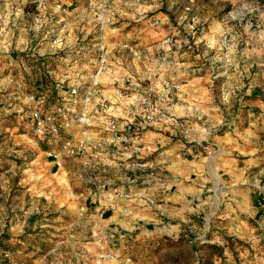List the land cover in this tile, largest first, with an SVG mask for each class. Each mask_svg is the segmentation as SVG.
Here are the masks:
<instances>
[{"label": "rangeland", "instance_id": "374dc122", "mask_svg": "<svg viewBox=\"0 0 264 264\" xmlns=\"http://www.w3.org/2000/svg\"><path fill=\"white\" fill-rule=\"evenodd\" d=\"M30 1L0 0V264H264V218L248 220L237 213V201L229 192L240 174L250 184L264 176V0L50 1L55 10L52 14L72 32L73 43L80 44V56L95 44L107 50L112 72L101 76L102 100L123 98L130 106L138 97L153 98L161 104L174 98L173 105L184 106L180 100L186 88L177 79L161 82L163 103L157 97L161 93L155 92L153 97L158 84L155 69L170 66L173 52L195 57L190 60V130L183 126L176 139L189 143L194 157L227 148L223 155L232 160L226 163L225 193H206L202 200H190V214L182 219L163 213L159 223L146 227L147 232L118 229L90 208L92 205H85L87 190L80 187L73 174L78 165L71 161L85 158L86 153H59L38 142L28 129L25 98L41 89L32 92L21 84L16 95L18 89L12 88V79L1 71L7 69L2 70V65L14 62L15 42L24 30L33 26L30 35H39L28 49L37 43L38 51L46 47L47 41L40 42L45 30L31 20L35 7ZM18 16H29L27 27L19 25ZM169 25L174 33L160 40L156 33ZM149 35L151 40L142 44L140 38ZM167 38L168 45L164 43ZM49 60L55 64V59ZM56 64L60 66V61ZM48 67L47 62L45 72L52 74ZM41 74L36 76L42 80ZM197 75L203 89L197 88L198 81H192ZM133 85L140 89L138 94L129 91L135 90ZM205 98L212 99L222 116L211 117L212 106L199 105L205 104ZM174 119L173 126L182 128L183 124ZM97 136L93 130L89 138L103 139ZM84 138L79 134L72 144L79 145ZM104 153L90 159L96 162ZM64 161L76 169L72 166L70 173L64 171ZM144 165L134 173L141 177L138 191L128 192L132 182L126 183L125 193L131 197L125 200L154 210L159 205L155 194L171 193L168 171L155 168V176L145 178L148 167ZM103 172L100 164L92 163L82 173L87 182L96 185L97 194L108 188L100 180ZM143 188L150 203L139 198ZM257 191L264 196V184L260 183ZM95 197L92 195V204L100 211L114 210Z\"/></svg>", "mask_w": 264, "mask_h": 264}, {"label": "crops", "instance_id": "0c3cea01", "mask_svg": "<svg viewBox=\"0 0 264 264\" xmlns=\"http://www.w3.org/2000/svg\"><path fill=\"white\" fill-rule=\"evenodd\" d=\"M53 10L54 9L52 8V6L49 5L48 12L52 13ZM160 15H163V13H160ZM24 18L23 16H18L16 17V20L19 22L20 26L25 25L27 27L26 21L28 22L30 18L29 16H26L25 19ZM160 18L164 20L163 17ZM166 23V21L162 22V24ZM24 31L25 32H22V34L18 35V40L15 42L16 55L14 56V62H12L13 65H2V70H5L6 68L7 69L4 73L2 71L1 73H7V76L9 77L8 79H12L11 86L13 89H18L16 86L17 82L22 84L23 89H28L34 92L41 89L43 81L36 76V74H38L39 72L36 70L37 65L34 62L35 56L30 53L28 47L31 46L32 43H35L37 40H39V35H30L29 28ZM169 32H172V25H169V28H160L156 35L161 40L163 35H167V33ZM73 39L74 37L72 39H68L67 41H73ZM140 39L142 44H146L151 40V36H142ZM202 40H199V42H201ZM40 45H45V43ZM52 49L54 50L55 48ZM48 51H51V49L50 46L46 44L45 49L38 51V55L42 57H48V55H50ZM169 58V61L171 62L170 66H158V69H155L156 73L158 74V84L156 88H153V97H155V92H159L161 94H157V97L162 100V103L164 102L163 95H165V92L160 85L162 81L177 79L180 82L184 83V85L182 86L186 88V94L185 96L183 94V97L180 100L182 102H185L184 106H180L178 103L173 105V101L175 100L174 98H172L169 102L163 104H161L159 101V104L162 107L168 106L166 107V111L170 112L173 117L176 118V120H179L180 123L183 124L181 125L182 128L173 126V124L171 123L149 129L143 134L144 160L142 163L148 167L146 171L143 170L146 174L143 177L147 178L149 176H155V168H160L162 170L165 169V171H168L166 177L168 178L170 183V195H165V192L163 195H161L160 193L155 194L156 202L159 205L157 208H154V210L158 209L160 210V212L138 207L139 203L134 200L128 201L123 199L122 197L114 196L116 191H125L127 182L123 180V177L127 173H131L130 176H132L131 178L133 179L131 181L132 185L130 184L131 186H127V190H129L128 192H132L134 194L138 191L139 188V185L137 186V181L141 179V177H136L134 175L135 170L128 169L127 167L132 161H134L133 158L129 157L127 153L128 151H119L117 150L119 148L108 149L109 152L107 154L104 153L103 155H100L97 158L96 162L94 160L95 158L90 159L93 154H91V152L89 151H85V158H78L76 161H71L74 164L78 165V169L75 170L73 174L77 176L80 187H84V189L87 190V193H85V205H92L90 208L100 213V216H103L107 220V222L110 223V225H114V227L121 230H141L142 232L144 230L145 232H147L148 229L146 227L153 226L156 223H159V220H161L159 218V215H162L164 213L165 215H170L172 219H182L186 214H190V200H202V197L206 193H208L209 195L215 192L223 194L225 193L227 183L226 181H224V179L228 180L226 178V174L228 173L226 163L228 160H232L230 159L231 157L229 158V156L223 155L227 148L218 147V150L211 149L208 153H201L200 155H196L194 157V151L192 150V147H190L189 143L185 144L176 139V134H178L180 131H183V126H185V128H188V131L190 130V65H192V63H190V60L193 61L195 57L191 56L190 53L178 51L173 52ZM49 59H47L49 67L46 70H52V74L50 75L51 78L63 72V66L64 69L65 67H67L62 64H60L59 66L56 64V62L55 64H51ZM43 71L45 72V69H43ZM48 72L50 73V71ZM42 74L44 73L42 72ZM33 75L35 76V78L33 77ZM199 78V75L192 76V81H198L197 88L203 89L204 86L199 85ZM141 79L143 78L141 77ZM192 83L196 84L194 82ZM159 85L161 86L160 88ZM133 86L135 90L129 91L138 94L140 89H138L137 85ZM120 88L124 89L122 82H120ZM206 88L207 87H205V89ZM18 92L19 89L15 92L16 95L18 94ZM202 92L203 90L200 91V93ZM109 101L113 102L115 105V110L112 111V114L114 116L118 117L121 120L133 119L130 117V115L132 114L131 110L133 111V108L126 105L127 100H123V98L118 99L116 97H112ZM202 101H204L205 104L200 103L199 105L212 106V112H209V115L211 117L214 116L215 118H217L220 115L222 116L220 112L216 111L217 109L214 107V104H212L211 98H205L202 99ZM175 107H178L180 109L184 107L186 108H184L183 110L175 111ZM195 114L200 115L199 113L194 112L193 115ZM237 118L238 115H235L234 119L236 120ZM64 163V171L67 172L68 169H70L72 166L76 169V165L69 163V161H64ZM92 163L93 165L95 163L101 165L104 172L100 177V180L102 182H105V184L108 186L106 191L99 194L96 193L98 192L96 185L90 184L82 176L85 168L89 167ZM68 172L70 173V171ZM240 177L241 178L239 180L233 182L235 184V187L229 189V192L234 195L235 202L237 201V203L234 204L237 213L246 215V219L248 220L254 218H264V196L259 191H257L262 177L256 181V184H250L247 180L243 179L244 177H242L241 174ZM158 185L157 187H159ZM92 195L94 197L97 195L95 198L99 203H104L106 207H115L114 210L100 211L99 207H95V203L92 204ZM79 196L82 195L80 194ZM77 213H79L78 210ZM165 215L164 217L166 218L167 216Z\"/></svg>", "mask_w": 264, "mask_h": 264}, {"label": "built area", "instance_id": "2783aa9c", "mask_svg": "<svg viewBox=\"0 0 264 264\" xmlns=\"http://www.w3.org/2000/svg\"><path fill=\"white\" fill-rule=\"evenodd\" d=\"M50 1L31 0L30 3L35 7L31 20L35 26L45 30L40 42L47 41L50 46L48 57L67 67L64 69L63 66L64 71H60L61 73L53 78L46 71L42 75L41 91L25 98V103L29 106L25 114L28 129L41 144L68 155L89 151L95 158L100 152L108 153V149L126 150L134 160L127 166L128 169L139 170L144 160L143 134L149 129L173 123V115L164 110L157 100L138 97L130 104L134 111L130 115L133 119L121 120L114 116V103L99 98L104 87L101 76H108L112 72L108 64L107 50L104 46L95 44L86 55L80 56V44L67 41L73 38L72 32L65 28L61 18L48 12ZM107 22L108 20L102 21ZM29 29L34 31L33 26ZM169 41L167 38L164 43L168 45ZM37 49L38 43L29 48L33 56L42 58ZM90 53L91 58L84 61ZM161 61L165 62L166 58L162 57ZM86 71L90 73L85 75ZM125 82H128V79H125ZM114 83L115 81L111 80L110 84ZM16 86L20 88L21 83H16ZM93 130H96L97 137L103 139L91 140L89 137ZM78 134H83L85 138L79 145H74L72 143ZM123 180L129 184L132 178L125 175ZM105 188L104 184L102 189ZM146 191V188H143L138 195L143 201L150 203ZM114 196L123 199L131 197L125 191H116Z\"/></svg>", "mask_w": 264, "mask_h": 264}, {"label": "trees", "instance_id": "16d2710c", "mask_svg": "<svg viewBox=\"0 0 264 264\" xmlns=\"http://www.w3.org/2000/svg\"><path fill=\"white\" fill-rule=\"evenodd\" d=\"M51 57H42V58H39V57H34V62L36 63V70L41 73H45L43 71V69H45V65H46V62H47V59H49ZM53 59V58H52ZM41 65V66H40ZM43 68V69H42ZM41 75H44V74H41ZM261 183L264 184V176L262 177L261 179Z\"/></svg>", "mask_w": 264, "mask_h": 264}]
</instances>
